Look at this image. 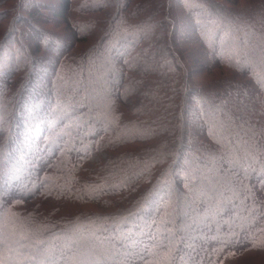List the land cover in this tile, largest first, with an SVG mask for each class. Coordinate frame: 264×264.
<instances>
[{
	"label": "trees",
	"instance_id": "16d2710c",
	"mask_svg": "<svg viewBox=\"0 0 264 264\" xmlns=\"http://www.w3.org/2000/svg\"><path fill=\"white\" fill-rule=\"evenodd\" d=\"M0 8L5 264L264 262V0Z\"/></svg>",
	"mask_w": 264,
	"mask_h": 264
},
{
	"label": "rangeland",
	"instance_id": "374dc122",
	"mask_svg": "<svg viewBox=\"0 0 264 264\" xmlns=\"http://www.w3.org/2000/svg\"><path fill=\"white\" fill-rule=\"evenodd\" d=\"M28 0H24V3H27ZM37 5H41V3H44V4H49V3H52V2H55L56 0H33ZM0 13H2V8H0ZM2 26H0V29H1ZM46 27V29H49L51 30L52 29V26H44V28ZM4 28V27H3ZM1 38V37H0ZM17 38L15 37H12L10 38L9 40H7L4 44L1 45V47H3L4 51L7 53V54H13L15 56V59H17V55H18V51H20V46L16 43L17 41L15 40ZM45 39V38H44ZM21 55V54H20ZM19 55V56H20ZM23 56V59L24 57H27L26 54L24 55H21ZM3 58H6V56L3 57V55L0 56V60H3ZM41 85H43V82H41ZM96 158H91V161H95ZM220 237V236H219ZM223 237V236H222ZM199 244H203V241L202 242H197ZM197 243H195L194 245H196ZM193 244L192 245H187V248H191L192 246H194ZM206 245V244H205ZM48 250H44V252H46ZM256 261H252L250 262L249 264H254ZM36 264H43L41 262H36ZM255 264H264L263 261H257Z\"/></svg>",
	"mask_w": 264,
	"mask_h": 264
},
{
	"label": "snow or ice",
	"instance_id": "6c2138e0",
	"mask_svg": "<svg viewBox=\"0 0 264 264\" xmlns=\"http://www.w3.org/2000/svg\"><path fill=\"white\" fill-rule=\"evenodd\" d=\"M0 264H5V262L3 261V259H0Z\"/></svg>",
	"mask_w": 264,
	"mask_h": 264
}]
</instances>
